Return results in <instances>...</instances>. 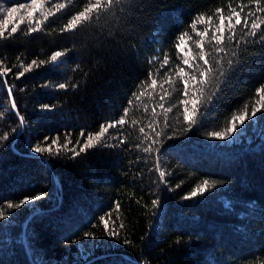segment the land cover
I'll return each instance as SVG.
<instances>
[{"label": "trees", "instance_id": "obj_1", "mask_svg": "<svg viewBox=\"0 0 264 264\" xmlns=\"http://www.w3.org/2000/svg\"><path fill=\"white\" fill-rule=\"evenodd\" d=\"M20 3L28 7L8 18V38L0 39V70L10 69L0 72V136L9 133L0 142V210L10 213L0 219V264H264V113L247 121L229 142L208 135L224 132L233 117L251 116L253 107L264 104V45L251 42L264 29L257 37H245L247 44L229 46L237 55L225 57L223 66L228 58L237 63L225 76L219 70L209 74L203 96L188 76L192 69L183 64L188 58L200 65L197 72L202 70L201 43L205 53L216 56L211 31L203 38L198 33L219 26L217 7L227 17L229 5L237 11L246 5L243 15L256 6L249 0H122L99 19L62 32L72 15L95 0H38L43 7L34 20L55 11L53 4L66 8L42 31L29 34V27H37L27 18L30 0H0L5 8ZM6 16L0 13V27ZM14 26L18 31L9 36ZM65 49L71 51L62 63L40 64ZM166 56L170 62L161 68ZM33 60L37 66L17 78ZM60 83L67 87L59 89ZM7 86L22 125L11 110ZM165 91L169 95L161 100ZM193 100L205 103L198 109L200 122L186 132L184 110L192 112ZM45 104L52 110H42ZM124 107L129 112L122 128L109 129L98 145L72 158V149L78 151L101 123L118 120ZM153 122L163 137L151 131ZM141 127L162 141L155 146L158 151H143L150 140L140 134ZM117 137L127 144L108 147L119 144ZM37 144L51 145L52 155L33 153ZM157 166L166 173V183ZM206 179L218 183L184 199ZM39 193L44 197L6 209L7 201ZM155 199L160 203L153 206ZM102 216L118 238L105 234Z\"/></svg>", "mask_w": 264, "mask_h": 264}, {"label": "snow or ice", "instance_id": "obj_2", "mask_svg": "<svg viewBox=\"0 0 264 264\" xmlns=\"http://www.w3.org/2000/svg\"><path fill=\"white\" fill-rule=\"evenodd\" d=\"M31 2V11H27V18L30 23L34 22L37 27L32 28L29 27L28 33L31 34L32 32L42 31L44 24H46L49 19L53 16H55L57 13L62 12L66 8L65 3H58L53 4V8L55 11H47L44 13V20H34V14L37 12V10L41 9L43 5L41 3H38V0H30ZM50 2V0H49ZM122 3V0H95V3H89L87 6L83 7L82 11L76 12L72 17L68 20L67 24L64 26L63 29H61L62 32H73L75 31L79 26L91 23L93 19H99L102 13H107L109 10H111L114 5ZM254 4L256 6L255 12H249L247 15H243L244 8L247 7L246 5H241L240 10L237 11L235 8H232L231 5H229V11L230 15L225 17L222 12L223 9L220 7H217L215 9L216 13L219 14V20L220 24L218 27H216L214 30L211 28H206L204 32L198 33L200 37H205L208 35V33L211 31V37L212 41L215 42L213 45L214 51L216 53V56L213 58L208 53H205L203 51V43H201V54L199 55V61L203 62L204 67L200 71H196L200 65L198 63H192L190 59L185 58L183 59V64L187 67L192 69L191 72L188 73V76L191 80L196 82L195 86H200V94L203 96V85L207 84L209 82V74H215L218 70L221 76H225L229 71H231L234 67V64L237 63V61H234L231 58H228L226 60L227 68H225L223 65L225 63V57L228 56H236L237 53L235 51H229V46L235 44L236 47H239L241 44H247L249 41L245 40V37H257V35L261 32L262 29H264V16L260 15L264 13V5H262V0H249V5ZM28 5L24 3H20L17 5H13L11 7L5 8L4 6L0 5V13H7V16L4 20L3 27H0V39H7L8 36L5 35V30L7 29L9 20L8 18L14 17V14H16L19 10L26 9ZM201 21L204 19L203 16L198 17ZM23 17H20L19 22L23 23ZM209 21L212 20V17L209 16L207 18ZM234 19V23H233ZM225 21H227V24H225ZM238 26L241 29V34L239 38L237 37V28ZM18 31V27L14 26L11 28V33H9V36L11 34H15ZM182 39V36H181ZM254 44L257 45H264V35H259V39H254L251 41ZM211 43V41L209 42ZM179 48V45H177ZM71 49H65L64 51H54L51 56L49 57L48 61H40V64L43 65L45 63L50 64H59L63 62V57H65L68 52H70ZM156 57H153L152 60L149 61V64L153 63L155 61ZM169 58L166 56L164 59V63L161 65V68H164L169 64ZM37 66V63L35 60L32 61L31 64L25 68V71L19 72L17 78L22 77L25 75V72L32 69L33 67ZM219 66V69L217 68ZM10 71L7 67L0 70L3 74H6ZM159 71V70H158ZM179 71L181 73L185 72V68H180ZM152 71L149 70V77L151 78ZM157 81L155 79L152 80V84L156 85ZM59 89H65L67 85L65 83H60L57 85ZM75 87V85H73ZM189 88H188V80H184V95H188ZM257 93L262 92V88L256 89ZM136 94L133 93V96ZM169 93L167 91L164 92V95L161 97V100L165 99ZM9 97H11V89H9ZM212 97H207V100L210 101ZM262 99H264V96H262ZM136 100H140L139 96H136ZM185 105H187V101H182ZM192 112L189 113L187 106H185L184 110V120L188 122V128L185 129L187 132L188 129H191L195 125H197L200 121L196 118L198 116V109L205 103L204 100H200L199 102L197 100H193L192 102ZM128 104L132 105L133 101L132 99L128 100ZM53 106L50 105H43L42 110L44 111H51ZM160 108H164V105L161 103L159 105ZM11 110L15 112L16 117L19 119L20 125L24 123L23 116L20 115L17 105L15 101L13 100L11 103ZM145 111H147V108H145ZM124 115H122L118 120L112 119L105 125L104 123L100 124L99 131L92 135L91 133L88 134L87 138L85 139V142L83 144H79V150L76 151L75 149L71 150L72 158H76L81 153H84L88 151L89 149L95 147L100 143L102 138L105 136V134L108 133L109 129H119L122 128L123 125L126 123L125 117L127 116L129 112V107L123 108ZM153 112H155V106L153 107ZM257 113H264V104H261L259 107H253L251 116H248L247 114H242L239 117H233L232 123L224 132H211L208 133L211 137H216L219 139H227L231 137L236 131L239 130L241 126H243L247 121L251 119H255L257 117ZM237 121H239V124H237ZM167 126V125H166ZM151 131L154 133L155 137H163L165 134L163 130L160 131L156 130L155 123H150L149 125ZM17 129H13L12 132L15 133ZM140 134L144 135L146 140H150V143L148 147H145L143 149L144 152H152L154 150L158 151V149L155 148L157 144L162 143L161 140L153 139L151 136L146 134L145 128L141 127L139 129ZM81 138H84V130H81ZM14 138V137H13ZM174 136H169L168 139H172ZM9 139V133L5 132L3 136H0V142ZM116 139L119 140V144H111L107 145L108 147H119L121 145L127 144V140L117 137ZM49 140V137L45 136L43 138L44 142H47ZM57 141L54 139L52 140V144H56ZM65 148H67V144L64 145ZM140 145L137 144V148H139ZM32 151L35 154H43L45 151H47L50 155H52V146L48 145L46 148L41 147L39 144L32 146ZM59 152L56 153L58 155ZM156 171L159 172L160 178L162 182L166 183L165 176L166 173L164 171H161L159 166H157ZM216 183V181L209 182L207 179L203 181L201 185H199L197 188H194L191 193L184 197V199L196 197L197 195L205 192L207 189L212 188ZM44 193H39L37 195L33 196H24L18 203H13L11 201L6 202V209L8 210H15L19 209L28 203L34 202L38 199H41L44 197ZM160 203L159 199H155L152 201V205L156 206ZM117 208H119V204H117ZM10 213H6L5 210H0V219L7 218V215ZM100 220L104 222L105 224V234L108 235L110 238H118L119 233L114 230H109L107 223L105 221V217H100ZM84 237H90V238H97L94 236V234L90 232H84ZM125 244H128V240L123 241Z\"/></svg>", "mask_w": 264, "mask_h": 264}, {"label": "rangeland", "instance_id": "obj_3", "mask_svg": "<svg viewBox=\"0 0 264 264\" xmlns=\"http://www.w3.org/2000/svg\"><path fill=\"white\" fill-rule=\"evenodd\" d=\"M241 130H242V127H240L239 128V130L238 131H236V132H241ZM235 134V133H234ZM233 134V135H234ZM230 139H234L232 136L231 137H229V138H227V139H219V138H216V137H213V140L214 141H217V142H225V141H230ZM56 181V180H55ZM57 182V181H56ZM58 183V182H57Z\"/></svg>", "mask_w": 264, "mask_h": 264}, {"label": "water", "instance_id": "obj_4", "mask_svg": "<svg viewBox=\"0 0 264 264\" xmlns=\"http://www.w3.org/2000/svg\"><path fill=\"white\" fill-rule=\"evenodd\" d=\"M3 79H4V77H2ZM7 88V91H8V94H9V87L7 86L6 87ZM11 98V97H10ZM12 98H11V103H12ZM32 215V214H31ZM31 215L27 218V220L24 222V225H23V228H25V226H26V222L28 221V219L31 217ZM29 254V253H28ZM87 262H89V260H87L85 263H87ZM85 263H83V264H85Z\"/></svg>", "mask_w": 264, "mask_h": 264}, {"label": "bare ground", "instance_id": "obj_5", "mask_svg": "<svg viewBox=\"0 0 264 264\" xmlns=\"http://www.w3.org/2000/svg\"><path fill=\"white\" fill-rule=\"evenodd\" d=\"M16 138H17V136H16ZM16 138H15V139H16Z\"/></svg>", "mask_w": 264, "mask_h": 264}]
</instances>
